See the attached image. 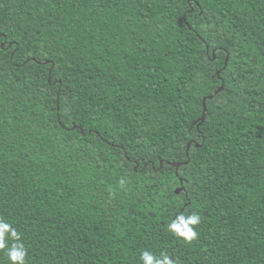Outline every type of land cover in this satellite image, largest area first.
Listing matches in <instances>:
<instances>
[{
    "label": "trees",
    "instance_id": "1",
    "mask_svg": "<svg viewBox=\"0 0 264 264\" xmlns=\"http://www.w3.org/2000/svg\"><path fill=\"white\" fill-rule=\"evenodd\" d=\"M0 32V218L26 264H264V0H0Z\"/></svg>",
    "mask_w": 264,
    "mask_h": 264
},
{
    "label": "clouds",
    "instance_id": "2",
    "mask_svg": "<svg viewBox=\"0 0 264 264\" xmlns=\"http://www.w3.org/2000/svg\"><path fill=\"white\" fill-rule=\"evenodd\" d=\"M120 183L123 185L124 182ZM200 220V216L196 213L177 212L174 219L169 221L166 231L185 242H191L198 236L196 226L200 224ZM8 239L14 243L9 245ZM20 241V233L7 220L0 218V250H6L10 264H26L27 252L24 244ZM139 260L141 264H176L167 253L157 256L148 250L140 253Z\"/></svg>",
    "mask_w": 264,
    "mask_h": 264
},
{
    "label": "water",
    "instance_id": "3",
    "mask_svg": "<svg viewBox=\"0 0 264 264\" xmlns=\"http://www.w3.org/2000/svg\"><path fill=\"white\" fill-rule=\"evenodd\" d=\"M188 1H190V0H188ZM1 36H4V33L0 32V37ZM3 45H4V42H1V46H3ZM214 58H215V55L213 53L212 59H214ZM227 60H228V57L226 56L223 68L225 67V65L227 63ZM46 62H50V60H46ZM217 75H219V71H217ZM222 89H223V83H221L220 86L216 89L215 94L218 93L219 91H221ZM211 97L212 96H208L209 99H211ZM206 98L207 97H204L203 100H202V114H201V116L198 119L199 123L197 124V127H198L199 124H201L204 121V117H205V113H206V104H205V99ZM73 127H75V125H73ZM81 132L83 133L82 130H81ZM190 144H191V142L187 143L186 155H188L187 151H188V148H189ZM188 161H189V158H187L184 161H180V162H172L171 161V162H168V164L170 165V167H175V169H177L180 165L187 164ZM179 182H180V185L178 187H176L175 193H178V192H180L183 189L182 178L179 179Z\"/></svg>",
    "mask_w": 264,
    "mask_h": 264
}]
</instances>
